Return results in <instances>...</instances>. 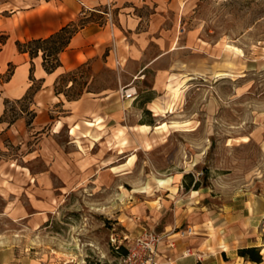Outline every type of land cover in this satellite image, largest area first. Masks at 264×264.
Segmentation results:
<instances>
[{"label":"rangeland","instance_id":"374dc122","mask_svg":"<svg viewBox=\"0 0 264 264\" xmlns=\"http://www.w3.org/2000/svg\"><path fill=\"white\" fill-rule=\"evenodd\" d=\"M6 6L0 0V14ZM163 17L161 38L173 48L144 78L120 86L112 68L85 69L66 91L135 87L151 110L130 114L127 125H151L72 144L71 135L105 131L85 122L71 135L37 127L38 81L4 100L0 121L18 122L0 131V251L14 252L6 264H119L111 238L143 229L180 237L191 226L219 243L230 230L229 255L264 246V0H188ZM160 46L152 42L145 56Z\"/></svg>","mask_w":264,"mask_h":264},{"label":"crops","instance_id":"0c3cea01","mask_svg":"<svg viewBox=\"0 0 264 264\" xmlns=\"http://www.w3.org/2000/svg\"><path fill=\"white\" fill-rule=\"evenodd\" d=\"M4 1L7 5L3 8L5 14H0V33L6 36L2 42L0 39V116L5 108L4 100L22 98L27 94L32 82L38 81L41 85L34 93L32 103L36 113L33 123L37 127L49 122L54 133L57 134L66 128L71 135L85 122L96 128L94 132L105 131V134L97 137L90 134H82L81 137L71 135L72 144H75V141L88 140L87 137L96 140L95 142L106 141L110 129L116 126L135 129L141 124L151 125L149 121L135 126L127 125L130 114L142 118L145 110H151L147 106L148 102L140 103L135 87L128 88L129 91L135 90V96L124 99L120 98L117 88H103L96 92L85 90L73 99L67 98L65 92L76 83L77 76L85 69L90 74L97 75L106 68H112L116 71V83L120 86L126 81L144 78V70L173 48L164 47L165 40L161 38L163 31L159 29L160 20L162 21L163 15L169 10H177L188 0ZM106 7H110L112 11L111 23L105 14L103 15L106 22L99 23V16L97 17L95 11H104ZM142 9L150 12L147 21L139 14ZM83 15L88 18V22L71 36L67 46L59 53L60 66L54 71L45 70L40 52L30 58L28 52L18 50L16 41L47 37ZM152 42L161 44L160 50L152 57L145 56ZM9 65H13V71L9 78L2 82L1 76ZM30 69L32 79L29 77ZM68 73L72 77L66 80L67 85H63L66 90H57L56 85L63 83L62 79ZM154 89L155 85L152 90ZM52 107H61L62 110L55 111ZM14 124L18 122L9 126L0 121V131L5 130L8 133L14 128ZM225 233L222 243H219V240L203 237L196 231L192 235L180 237H175L176 233L172 232L169 237L174 246L168 247V238H165L160 250L173 259L174 264H264V246H261L260 262L246 260L236 252L235 255H229L226 244L231 242V232L227 230ZM186 248H189L191 253L182 255ZM12 255L14 252L9 248L1 250L0 264H6Z\"/></svg>","mask_w":264,"mask_h":264},{"label":"built area","instance_id":"2783aa9c","mask_svg":"<svg viewBox=\"0 0 264 264\" xmlns=\"http://www.w3.org/2000/svg\"><path fill=\"white\" fill-rule=\"evenodd\" d=\"M106 15L107 20L111 23L112 11L110 7L102 12ZM120 98H133L135 90L122 89L119 93ZM179 233V232H173ZM193 229L188 226L186 230L180 233V236L192 235ZM165 238H168L167 246H174V242L170 239L169 233L157 232L154 229H143L138 235L129 237L111 238L112 250L116 253H121L115 257L119 259V264H174L173 259L166 256L160 250L161 243ZM124 249V253L122 252ZM191 250L186 248L182 255L190 254ZM200 256H198V259Z\"/></svg>","mask_w":264,"mask_h":264},{"label":"trees","instance_id":"16d2710c","mask_svg":"<svg viewBox=\"0 0 264 264\" xmlns=\"http://www.w3.org/2000/svg\"><path fill=\"white\" fill-rule=\"evenodd\" d=\"M78 22H70L62 26L56 32L50 34L47 37L31 38L25 41H16V46L19 51L28 52L30 58H33L41 53L42 64L47 72L54 71L57 67L60 66V61L58 58L59 53L67 46L71 36L84 24L88 22V18L80 17L77 20ZM4 40V39H3ZM1 39V42L3 41ZM32 69H30V79H32ZM70 73H68L69 75ZM72 80V79H71ZM31 88V87H30ZM29 88V89H30ZM32 89V88H31ZM31 89L29 90L31 92ZM39 87L32 89V92H35ZM28 95V94H27ZM80 95L78 92L74 96H70L65 92V96L69 99L76 98ZM144 100L142 102H147ZM12 121L8 122L10 125ZM114 252V251H113ZM124 253V249H122ZM115 256L121 254L114 252ZM237 254L240 257H243L246 260L252 262H260L262 260L261 248L259 246H244L237 249Z\"/></svg>","mask_w":264,"mask_h":264},{"label":"bare ground","instance_id":"6f19581e","mask_svg":"<svg viewBox=\"0 0 264 264\" xmlns=\"http://www.w3.org/2000/svg\"><path fill=\"white\" fill-rule=\"evenodd\" d=\"M75 142H77V141H75ZM77 145H78V144H77ZM78 146H80V145H78ZM160 182H161V181H160ZM194 232H195V231H193V234H194Z\"/></svg>","mask_w":264,"mask_h":264}]
</instances>
